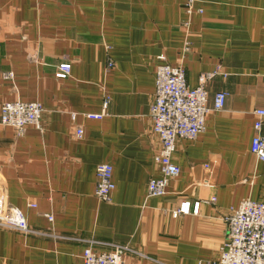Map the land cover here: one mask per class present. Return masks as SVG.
<instances>
[{"label": "crops", "instance_id": "obj_1", "mask_svg": "<svg viewBox=\"0 0 264 264\" xmlns=\"http://www.w3.org/2000/svg\"><path fill=\"white\" fill-rule=\"evenodd\" d=\"M185 6L0 0V108L22 101L44 110L42 131L30 126L18 136L0 125V188L29 228L44 234L1 228L0 264H84L85 240L129 246L136 253L125 264H212L231 209L247 199L264 203V162L251 152L254 112L264 108V0H197L204 13L191 17ZM166 63L185 68L190 88L221 67L228 77L207 85L210 104L217 92L228 98L196 140L177 141L180 176L164 197H149V183L162 177L150 106L156 70ZM64 64L71 72L62 79ZM100 164L113 169L109 203L95 194ZM187 202L191 213L175 218Z\"/></svg>", "mask_w": 264, "mask_h": 264}, {"label": "built area", "instance_id": "obj_2", "mask_svg": "<svg viewBox=\"0 0 264 264\" xmlns=\"http://www.w3.org/2000/svg\"><path fill=\"white\" fill-rule=\"evenodd\" d=\"M185 11L189 17L193 14H203L204 11L197 7V0H186ZM187 32L190 23L183 26ZM190 50V44L186 43L185 51ZM164 60V57H161ZM114 63L109 64L112 69ZM58 72L60 78L68 76L71 68L68 64L61 66ZM227 79L221 67H217L211 73L200 74L199 84L190 88L186 77L185 68L182 65L173 67L169 64H161L156 70L155 99L150 106V117L155 135L161 146L154 160L161 174L160 179L152 180L148 185L149 197H164L171 180L180 176L181 169L174 162V154L177 150V141L187 139L194 141L206 130V121L212 112L224 111L228 94L217 92L212 104L207 85L216 77ZM13 77L6 74L5 78ZM109 99L104 103L106 110ZM108 114H85L89 120H97ZM256 116L255 135L252 139L251 152L259 162H264V108L254 112ZM77 114H72L75 119ZM44 110L37 102L26 103L22 101L5 102L0 108V125L12 128L18 136H23L25 129L34 126L43 129ZM76 137L81 139L84 134L82 126H76ZM96 197L98 200L109 203L115 190L113 182V169L108 164H100L96 169ZM215 198L211 201L214 202ZM201 202L193 206L194 214L198 215ZM190 203H183L178 211L173 213L177 218L181 214L191 213ZM50 217L49 220H51ZM229 235L218 253V258L212 264H264V203L251 199L244 200L238 208L231 209L225 217ZM12 230L25 235H44L29 228L25 214L18 208L9 204L0 188V229ZM79 241V240H75ZM88 245L84 250V264H125L124 257L136 253L129 246L121 244H108L93 240H85ZM107 245L108 252H97L96 246Z\"/></svg>", "mask_w": 264, "mask_h": 264}]
</instances>
